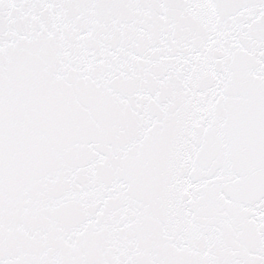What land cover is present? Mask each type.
<instances>
[{
  "label": "snow or ice",
  "instance_id": "snow-or-ice-1",
  "mask_svg": "<svg viewBox=\"0 0 264 264\" xmlns=\"http://www.w3.org/2000/svg\"><path fill=\"white\" fill-rule=\"evenodd\" d=\"M0 264H264V0H0Z\"/></svg>",
  "mask_w": 264,
  "mask_h": 264
}]
</instances>
